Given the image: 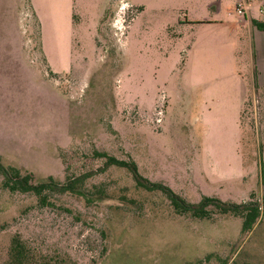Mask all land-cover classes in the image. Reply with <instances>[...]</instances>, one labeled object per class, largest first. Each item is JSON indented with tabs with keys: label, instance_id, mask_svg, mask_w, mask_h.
I'll list each match as a JSON object with an SVG mask.
<instances>
[{
	"label": "rangeland",
	"instance_id": "rangeland-1",
	"mask_svg": "<svg viewBox=\"0 0 264 264\" xmlns=\"http://www.w3.org/2000/svg\"><path fill=\"white\" fill-rule=\"evenodd\" d=\"M239 4L264 20V0H0V161L64 180L102 167L97 150L191 203L262 205L264 33L253 60ZM88 184L110 199L63 197L71 215L0 175V264L16 236L73 264H264V215L247 233L182 216L123 168Z\"/></svg>",
	"mask_w": 264,
	"mask_h": 264
},
{
	"label": "trees",
	"instance_id": "trees-1",
	"mask_svg": "<svg viewBox=\"0 0 264 264\" xmlns=\"http://www.w3.org/2000/svg\"><path fill=\"white\" fill-rule=\"evenodd\" d=\"M251 2V0H248ZM252 26L259 32L264 33V20L253 19ZM92 156L102 160L103 166L96 171H88L80 175L65 176L64 180L48 177L45 180L37 181L34 176L20 168L5 165L0 161V175L3 178V187L12 194L28 195L35 199L38 208L58 209L64 213L74 215L70 208L64 207L61 203L63 197L76 196L85 199L88 205L94 206L110 199L108 190L103 186H89V181L96 173L116 167L129 171L136 186L148 192H160L167 198L171 206L179 215H190L198 219H211L213 214L232 215L243 220V231L247 233L252 230L259 218L264 215L263 204L254 201L244 204H224L214 198H207L199 203H191L176 194L169 186L162 183H154L145 178L134 160H121L116 156L106 152L94 150ZM253 197V196H252ZM124 200H128L123 197ZM64 203V202H63ZM215 211V212H214ZM76 217V216H75ZM100 235L105 248L100 259L108 255L107 233L104 228H100ZM49 250V249H47ZM43 248L34 247L29 241L16 236L12 240L8 264H73L71 258H65L64 254Z\"/></svg>",
	"mask_w": 264,
	"mask_h": 264
},
{
	"label": "crops",
	"instance_id": "crops-1",
	"mask_svg": "<svg viewBox=\"0 0 264 264\" xmlns=\"http://www.w3.org/2000/svg\"><path fill=\"white\" fill-rule=\"evenodd\" d=\"M253 18V17H252ZM253 19H256V18H253ZM242 24H248L249 25V32H250V42H251V55H253V60L255 59L254 57V39L257 35H259V31H256L255 32L253 31L254 30V27H252V23H251V19L248 17L247 19L245 20H242ZM253 34L255 35V37L253 36ZM261 39V38H260ZM261 62H262V67L264 69V56L262 57L261 59ZM256 66V64H255Z\"/></svg>",
	"mask_w": 264,
	"mask_h": 264
},
{
	"label": "built area",
	"instance_id": "built-area-1",
	"mask_svg": "<svg viewBox=\"0 0 264 264\" xmlns=\"http://www.w3.org/2000/svg\"><path fill=\"white\" fill-rule=\"evenodd\" d=\"M250 7L247 6V4L243 5V4H239V9H237V14L239 16V18L241 20H245L248 18L247 16V9H249Z\"/></svg>",
	"mask_w": 264,
	"mask_h": 264
}]
</instances>
